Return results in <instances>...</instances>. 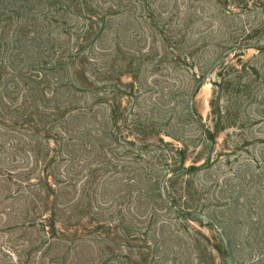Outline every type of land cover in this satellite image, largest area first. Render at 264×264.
<instances>
[{
  "label": "rangeland",
  "instance_id": "obj_1",
  "mask_svg": "<svg viewBox=\"0 0 264 264\" xmlns=\"http://www.w3.org/2000/svg\"><path fill=\"white\" fill-rule=\"evenodd\" d=\"M79 1L0 0V264H264V0Z\"/></svg>",
  "mask_w": 264,
  "mask_h": 264
},
{
  "label": "trees",
  "instance_id": "obj_2",
  "mask_svg": "<svg viewBox=\"0 0 264 264\" xmlns=\"http://www.w3.org/2000/svg\"><path fill=\"white\" fill-rule=\"evenodd\" d=\"M4 2V4H6V6H8V8H16V9H20V8H24V9H27L28 7H30V3L32 2H35L36 0H1ZM76 1L79 2V6L80 5V1L79 0H67L68 3H75ZM40 5H42V0H40ZM85 3H87L85 1ZM57 4H61L62 6H67L63 1L61 0H46L45 2V10L49 11V7L51 6H54V5H57ZM88 9H91L89 6H87ZM44 15L45 17L49 16L48 12H45L44 11ZM52 227L55 229L54 225H52Z\"/></svg>",
  "mask_w": 264,
  "mask_h": 264
}]
</instances>
